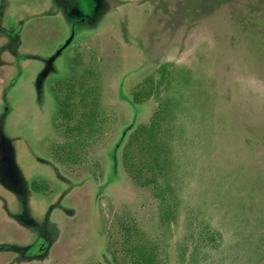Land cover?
I'll return each instance as SVG.
<instances>
[{
  "label": "rangeland",
  "instance_id": "obj_1",
  "mask_svg": "<svg viewBox=\"0 0 264 264\" xmlns=\"http://www.w3.org/2000/svg\"><path fill=\"white\" fill-rule=\"evenodd\" d=\"M0 8V138L27 190L0 182V245L12 246L0 264H130L109 250L124 224L169 264H264V0H99L74 33L55 0ZM84 68L101 105L77 142L59 128V83ZM148 78L163 84L136 103ZM165 100L167 142L144 185L123 151ZM72 144L79 155L64 157ZM24 199L36 224L17 217ZM39 234L46 252L22 254Z\"/></svg>",
  "mask_w": 264,
  "mask_h": 264
},
{
  "label": "trees",
  "instance_id": "obj_2",
  "mask_svg": "<svg viewBox=\"0 0 264 264\" xmlns=\"http://www.w3.org/2000/svg\"><path fill=\"white\" fill-rule=\"evenodd\" d=\"M80 62V59H77ZM166 67L161 68L165 71ZM166 77V76H164ZM163 80L148 78L134 93V101L142 103L158 92ZM64 94L59 98V128L70 140L81 141V136L89 135L98 120L100 102L99 83L92 68H84L59 83ZM169 100L160 103L148 124H141L131 132L123 151V164L128 173L141 184L156 182L149 156L160 162L162 147L167 140L166 126L171 114ZM64 157L74 159L79 155L74 145L63 146ZM151 157V156H150ZM147 158V159H146ZM37 188V184H33ZM109 250L115 261L130 264H169L168 256L156 239L149 236L135 224H124L116 240L110 242Z\"/></svg>",
  "mask_w": 264,
  "mask_h": 264
},
{
  "label": "flooded vegetation",
  "instance_id": "obj_3",
  "mask_svg": "<svg viewBox=\"0 0 264 264\" xmlns=\"http://www.w3.org/2000/svg\"><path fill=\"white\" fill-rule=\"evenodd\" d=\"M98 1L99 0H55L56 5L63 6L64 11H67L66 14L71 17V30L74 33V29L78 24H84L86 21L94 20L95 16L98 14ZM5 8L3 3L1 4V8ZM0 8V9H1ZM4 11V10H3ZM0 14H2V10H0ZM53 58H45L47 65L43 69L42 73L40 74L38 83L45 77V74L50 70V60ZM50 65V66H49ZM41 78V79H40ZM11 145L8 143L6 138H0V182L7 188L15 190L19 194H26L27 190L24 189L23 183H19L16 180V172H15V164L12 163L10 156L12 155ZM9 159V160H8ZM19 171V170H18ZM20 174V171L18 172ZM23 212L17 216L18 218H24L25 220L29 221L31 224H36L35 220L31 217H28L26 212H28V205L26 204L27 201L23 200ZM49 217L47 214L46 218ZM40 234L36 238L34 242L25 246L24 248H19V251L22 254L28 256H37L41 255L46 252L48 244L50 240L44 241L40 238ZM7 248L12 247L8 244L0 245V248Z\"/></svg>",
  "mask_w": 264,
  "mask_h": 264
},
{
  "label": "water",
  "instance_id": "obj_4",
  "mask_svg": "<svg viewBox=\"0 0 264 264\" xmlns=\"http://www.w3.org/2000/svg\"><path fill=\"white\" fill-rule=\"evenodd\" d=\"M70 41V40H69ZM67 43H69V42H67ZM8 141V143L11 145V147H12V144H11V141L10 140H7ZM12 149V148H11ZM11 161H13V157H12V159H11ZM13 163V162H12ZM15 172H16V180L19 182V183H23L22 182V180H25V177H24V175L22 174V172H20V174L18 173L20 170L18 169V166L17 165H15ZM19 170V171H18Z\"/></svg>",
  "mask_w": 264,
  "mask_h": 264
}]
</instances>
